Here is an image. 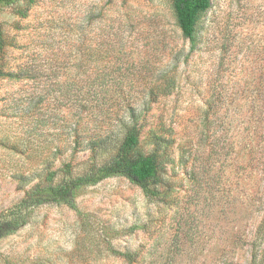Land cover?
Here are the masks:
<instances>
[{
  "label": "rangeland",
  "instance_id": "rangeland-1",
  "mask_svg": "<svg viewBox=\"0 0 264 264\" xmlns=\"http://www.w3.org/2000/svg\"><path fill=\"white\" fill-rule=\"evenodd\" d=\"M0 24V221L134 125L160 160L154 195L117 175L22 208L0 264H264V0H211L193 41L171 0H16Z\"/></svg>",
  "mask_w": 264,
  "mask_h": 264
},
{
  "label": "trees",
  "instance_id": "trees-1",
  "mask_svg": "<svg viewBox=\"0 0 264 264\" xmlns=\"http://www.w3.org/2000/svg\"><path fill=\"white\" fill-rule=\"evenodd\" d=\"M16 0H0V5H11ZM35 0H29V4ZM177 22L185 37L194 40L196 24L201 11L206 10L211 5V0H171ZM29 8H19L18 12L22 16L27 15ZM6 47V39L0 24V60ZM10 76L0 68V76ZM142 128L134 125L127 131L116 157L109 163L93 166L88 172L68 180L59 186L51 184L56 175L55 171H50L47 175L48 185H37L28 191L19 206L10 209L7 215L10 219L0 221V236L16 231L28 222V211L25 215L21 213L22 208L31 209L44 203L68 202L72 200L78 192L89 185H94L106 178L121 175L132 182L140 185L148 193L154 195L155 190L150 188V184L160 180V160L157 153H144L138 151L141 142ZM68 173L71 172L70 164L65 165ZM130 258L128 254H125Z\"/></svg>",
  "mask_w": 264,
  "mask_h": 264
}]
</instances>
